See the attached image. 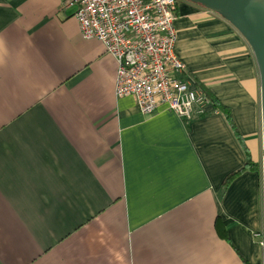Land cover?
<instances>
[{"label":"crops","instance_id":"0c3cea01","mask_svg":"<svg viewBox=\"0 0 264 264\" xmlns=\"http://www.w3.org/2000/svg\"><path fill=\"white\" fill-rule=\"evenodd\" d=\"M75 13L0 0V264H264L261 81L245 37L178 2L175 51L213 100L186 120L118 97L116 59ZM246 150L260 170L228 182Z\"/></svg>","mask_w":264,"mask_h":264},{"label":"built area","instance_id":"2783aa9c","mask_svg":"<svg viewBox=\"0 0 264 264\" xmlns=\"http://www.w3.org/2000/svg\"><path fill=\"white\" fill-rule=\"evenodd\" d=\"M179 1L62 0V5L76 7L83 37L99 40L116 59L118 97L132 96L145 114L166 105L190 120L206 114L213 100L185 76L186 64L175 51Z\"/></svg>","mask_w":264,"mask_h":264},{"label":"water","instance_id":"95a60500","mask_svg":"<svg viewBox=\"0 0 264 264\" xmlns=\"http://www.w3.org/2000/svg\"><path fill=\"white\" fill-rule=\"evenodd\" d=\"M229 21L248 41L256 58L261 81L264 176V0H187Z\"/></svg>","mask_w":264,"mask_h":264},{"label":"trees","instance_id":"16d2710c","mask_svg":"<svg viewBox=\"0 0 264 264\" xmlns=\"http://www.w3.org/2000/svg\"><path fill=\"white\" fill-rule=\"evenodd\" d=\"M216 108L218 110H220V104L219 103H216ZM228 114V112H226ZM229 116V119H230V114H228ZM246 155H247V159H246V164L237 172L233 173L232 176H230V178L228 179V182L233 178L235 177L236 175H238L239 173H241L242 171L244 170H248V169H251V170H260V165L255 163L252 158H251V155L249 153V151L246 150Z\"/></svg>","mask_w":264,"mask_h":264},{"label":"rangeland","instance_id":"374dc122","mask_svg":"<svg viewBox=\"0 0 264 264\" xmlns=\"http://www.w3.org/2000/svg\"><path fill=\"white\" fill-rule=\"evenodd\" d=\"M182 1H187V0H182ZM188 2V1H187Z\"/></svg>","mask_w":264,"mask_h":264},{"label":"bare ground","instance_id":"6f19581e","mask_svg":"<svg viewBox=\"0 0 264 264\" xmlns=\"http://www.w3.org/2000/svg\"><path fill=\"white\" fill-rule=\"evenodd\" d=\"M215 101V100H214Z\"/></svg>","mask_w":264,"mask_h":264}]
</instances>
